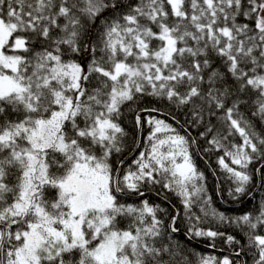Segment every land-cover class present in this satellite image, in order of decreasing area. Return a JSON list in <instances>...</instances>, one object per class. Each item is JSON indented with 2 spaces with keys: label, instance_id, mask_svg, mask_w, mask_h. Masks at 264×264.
<instances>
[{
  "label": "snow or ice",
  "instance_id": "obj_1",
  "mask_svg": "<svg viewBox=\"0 0 264 264\" xmlns=\"http://www.w3.org/2000/svg\"><path fill=\"white\" fill-rule=\"evenodd\" d=\"M105 11L116 15L99 42L83 43ZM145 97L187 109L186 123L207 114L209 143L225 148L218 164L235 185L228 194L245 193L249 165L264 159V134L240 111L250 104L264 123V0H0V264H183L169 235L177 216L165 226L159 205L121 199L159 186L181 198L186 215L197 204L209 215L196 141L168 122L175 113L140 108L135 124L147 125L148 150L134 169L114 161L127 136L124 107ZM236 134L240 143H222ZM210 215L245 231L236 256L255 249L253 264H264L255 231L264 204L256 216ZM188 234L240 245L196 224Z\"/></svg>",
  "mask_w": 264,
  "mask_h": 264
},
{
  "label": "trees",
  "instance_id": "obj_2",
  "mask_svg": "<svg viewBox=\"0 0 264 264\" xmlns=\"http://www.w3.org/2000/svg\"><path fill=\"white\" fill-rule=\"evenodd\" d=\"M116 13L112 11H105L103 15L97 18L93 25L90 27L88 35L85 36L83 43H88L89 37L91 43H98L103 30L104 21L110 20ZM89 57H84V65L87 66ZM219 65V61H217ZM159 107L162 113L173 112L176 115V121L168 118V122L172 123L174 127L180 132L181 135H186L192 140L196 141L190 148V152L193 155L194 162L196 163L198 170L203 173V187L204 193L201 195L204 199L209 201L208 212L209 215L205 216L201 211L199 204L191 209V213L195 215H186L181 198L174 192L162 189L159 186L145 185L142 188L144 196L128 195L122 197V202L139 205L142 200H147L151 205H159L163 211L159 212L160 219L164 222L165 226L171 223V217L177 216L175 227L178 229L175 233H169L172 237V242L178 244L182 250V254L187 258L183 261V264H200L201 258L214 257L215 260L220 261L225 257H228L233 261V264H253L255 249L247 250L242 256H236L235 252L240 249L241 245L247 244V236L245 231L235 224H221L218 220L213 218L210 213L212 209H216L218 212L225 214L228 217L236 218L245 214L256 216L259 214L262 204H264V159L254 160L247 169L252 180L246 187V191L243 194L237 195L235 199L229 196L228 192L230 188L235 187L232 181L228 178V174L218 164L219 157L223 156L225 148H216L209 143L212 134L206 133V127L208 126L209 117L207 114L204 116L202 124L186 123L193 118L188 114L187 109H180L176 105H169L167 101H157L151 97H145L143 101H138L136 104L125 106L123 110V117L120 120L121 126L127 132L123 144V151L114 156V161L117 159L123 160L125 163L123 167L125 169L132 164L140 151H147L146 137L148 135V127L145 125L143 129L137 128L135 124V114L139 112L143 107ZM254 108L250 104H244L241 106L240 111L249 119H251L255 125V131L257 134H264V123H261L259 118L252 117L251 112ZM162 113L156 114L159 118H164ZM211 124L216 129L222 127L218 118H212ZM204 132L205 136H201L200 133ZM241 138L238 134L231 137L229 140L222 141L226 147H230L232 143H240ZM207 149V151H205ZM226 162L232 167L238 168V166L231 165L230 159L226 158ZM190 187V186H189ZM195 216L202 217L201 221H196ZM193 224L203 228L205 230L212 229L215 231L224 232L226 235H232L240 241L238 244H228L224 238L217 237L214 241L204 237H194L188 234V229ZM124 226V225H122ZM257 234L264 235V227H258ZM215 245L214 247L212 245Z\"/></svg>",
  "mask_w": 264,
  "mask_h": 264
}]
</instances>
